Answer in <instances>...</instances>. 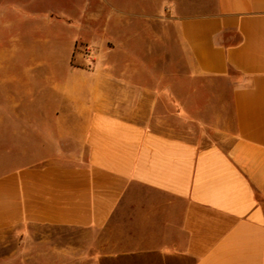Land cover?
<instances>
[{"label":"crops","instance_id":"0c3cea01","mask_svg":"<svg viewBox=\"0 0 264 264\" xmlns=\"http://www.w3.org/2000/svg\"><path fill=\"white\" fill-rule=\"evenodd\" d=\"M173 4L166 25L187 74L213 91L179 99L172 78L149 87L136 63L107 52L72 67L65 40L44 88L21 98L39 108L4 109L43 118L12 132L55 143L23 149L29 164L0 176V246L23 228L57 227L77 233L57 235V264H264V0ZM128 7H109L121 45L130 17L145 15ZM10 51L0 49V69Z\"/></svg>","mask_w":264,"mask_h":264},{"label":"rangeland","instance_id":"374dc122","mask_svg":"<svg viewBox=\"0 0 264 264\" xmlns=\"http://www.w3.org/2000/svg\"><path fill=\"white\" fill-rule=\"evenodd\" d=\"M174 1L188 6L196 0H0V49L11 50L10 58L2 62L8 65L7 70L0 69V94L12 97L0 101V176L29 164L30 160L22 157L23 149L34 151L40 146L53 147L55 143V134L12 132L18 126L35 124L43 118L9 116L4 109L23 108L31 112L39 108L38 102L24 103L21 98L44 88L52 71L47 64L57 66L65 40L73 44L69 59L72 67L83 69L93 64L96 60L81 54L85 48H91L96 59L107 52V60L136 63V76L149 87H164L154 84L152 78H172V92L179 99L183 92L213 91L208 82L192 79L187 74L175 33L166 25V18L173 13ZM134 4L144 7L142 14L145 15L157 11L158 19L146 25L145 15L139 21L131 16L126 30L130 41L121 45L118 38L124 31L117 23L119 13L111 12L109 7L117 10L129 5L133 12ZM111 15L109 22L106 21ZM56 34L63 42L54 39ZM199 103L197 99L190 101V109ZM57 235L77 237V233L57 230V227L23 228L21 233L9 235L8 246H0V264H57ZM39 238H44L45 243H37Z\"/></svg>","mask_w":264,"mask_h":264},{"label":"built area","instance_id":"2783aa9c","mask_svg":"<svg viewBox=\"0 0 264 264\" xmlns=\"http://www.w3.org/2000/svg\"><path fill=\"white\" fill-rule=\"evenodd\" d=\"M86 59L96 60V54L91 48H85L81 53Z\"/></svg>","mask_w":264,"mask_h":264}]
</instances>
